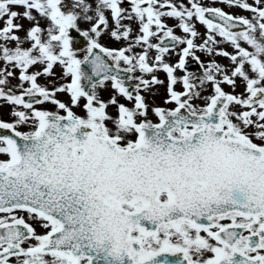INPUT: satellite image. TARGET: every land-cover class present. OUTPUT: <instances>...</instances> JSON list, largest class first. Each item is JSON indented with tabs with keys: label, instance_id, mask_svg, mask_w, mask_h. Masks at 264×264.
Returning a JSON list of instances; mask_svg holds the SVG:
<instances>
[{
	"label": "snow or ice",
	"instance_id": "6c2138e0",
	"mask_svg": "<svg viewBox=\"0 0 264 264\" xmlns=\"http://www.w3.org/2000/svg\"><path fill=\"white\" fill-rule=\"evenodd\" d=\"M0 264H264V0H0Z\"/></svg>",
	"mask_w": 264,
	"mask_h": 264
},
{
	"label": "rangeland",
	"instance_id": "374dc122",
	"mask_svg": "<svg viewBox=\"0 0 264 264\" xmlns=\"http://www.w3.org/2000/svg\"><path fill=\"white\" fill-rule=\"evenodd\" d=\"M238 9H233V11H237Z\"/></svg>",
	"mask_w": 264,
	"mask_h": 264
},
{
	"label": "flooded vegetation",
	"instance_id": "af4514ba",
	"mask_svg": "<svg viewBox=\"0 0 264 264\" xmlns=\"http://www.w3.org/2000/svg\"><path fill=\"white\" fill-rule=\"evenodd\" d=\"M238 11V10H237Z\"/></svg>",
	"mask_w": 264,
	"mask_h": 264
}]
</instances>
